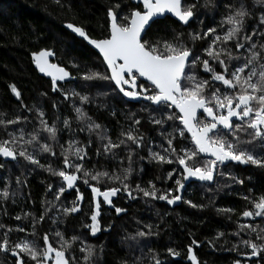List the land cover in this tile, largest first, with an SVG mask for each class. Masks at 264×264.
<instances>
[{"label": "snow or ice", "instance_id": "snow-or-ice-1", "mask_svg": "<svg viewBox=\"0 0 264 264\" xmlns=\"http://www.w3.org/2000/svg\"><path fill=\"white\" fill-rule=\"evenodd\" d=\"M54 3L63 6L61 0H54ZM131 4L133 6L123 16L118 11L122 7L119 3L107 9L108 35L103 39L90 38L84 28L73 23L65 26L98 50L102 57L103 71L89 69L80 73L79 78L107 82L106 86L125 104L129 101L139 103V112L146 113L147 122L154 126L147 135L141 131L142 118L131 113L127 130L122 129L113 141L105 125L97 123L81 107L74 106L75 120L80 126L73 129L70 119L65 117L63 129L70 133L77 130L87 132L89 139L84 143L70 138L67 147L59 145L60 153L57 156L58 133L63 130L58 127L59 118L49 123L42 108L35 105L28 107L21 101L17 87L9 86L17 101H21L20 108L35 113L32 118L35 123L31 131H25L23 127L8 131L10 125L26 126L32 120L23 113L8 118L0 111V128L5 130L7 136L0 139V158H3L0 159V169L10 162L22 166L20 161L23 160L59 178L56 183L47 184L45 192L54 193V199L41 198L43 210L38 217L29 212L14 217L17 221L31 217L30 233L18 240H11L14 231L25 233V228L17 226L12 229L0 224V230H4L0 238V253H4L5 257L10 254L13 264H94V245L85 243L81 236H67V229L59 230V224L64 223L59 217L67 218L84 211L82 202L88 198V193L81 190V184L90 190V206L85 213V220L90 222L83 223L82 227L95 236L102 230L99 219L102 205L114 208L117 216L125 212L113 200L121 193L131 200H135L137 194H142L145 198L172 205L182 199L180 193L185 188V181L211 182L217 175H228L233 183L243 184L242 178L222 171L229 162L264 169V152H256L257 148L264 149V0H251V4L249 0H224L225 11L221 14V20L215 26L206 28H203L204 21H200L201 29L188 31L187 40L183 32L175 29L171 38L166 34L145 39V34L153 23L168 14L180 26L187 28L197 18L200 5L185 3V0H131ZM255 5L261 6L258 25L255 21L249 24ZM210 6L218 8L219 0H204L202 7ZM247 27H251V32L247 31ZM197 42H200L199 46ZM53 55V50L42 49L32 54V60L41 73L51 77L54 92H60L65 100L78 97L81 104L87 103V95L58 87V81L75 77L63 67L50 63L48 58ZM73 67L78 65L73 64ZM141 79L146 83H141ZM100 87L105 85L101 84ZM98 94L107 96L110 93ZM52 107L57 108V104L53 102ZM111 114L115 115V111ZM169 122L171 130L166 131ZM151 132L157 133L161 140L159 145L149 139ZM93 134L96 137L97 156L115 160L123 149L128 166L114 167L111 171L103 167L97 169L95 165L87 167L86 149L93 143ZM154 147L159 150L154 151ZM145 149L147 157L140 155ZM42 154L57 158L62 166L41 164L38 156ZM135 156L158 165H176L170 170H162V174L157 176L164 183L173 182L175 187L161 191L153 181H149L146 188L140 184L133 188L129 178L134 171L132 164ZM124 158L120 157L121 163ZM22 183L18 176L17 184ZM68 190L75 191L70 206L57 203L64 199ZM9 196L8 185L5 184L3 191H0V201ZM243 199L250 207L240 214L242 217L264 219V194L255 199L250 196ZM184 203L193 208L203 207L191 201ZM50 208L55 210V216L49 212ZM218 211L233 213L234 209ZM49 219L52 221L49 228L55 226L51 233L42 227ZM41 230L44 231L42 237ZM103 230L107 231V228ZM241 233L249 238L240 239L239 247L233 244L230 251L249 258L258 257L255 264H264V227L238 223L231 235L240 237ZM149 235L154 233L137 231L135 236L129 238ZM29 236L32 238L29 239ZM223 236L222 232L216 234V238ZM77 242L81 245L79 260L73 253ZM197 243L196 240L192 241L193 245ZM213 243L214 240L210 241V246ZM167 252L173 258L180 255L172 248H168ZM186 259L191 264H198L192 246L187 247ZM152 260L154 264H162L155 253ZM0 264H8L7 259L0 261ZM233 264H249V261L236 259Z\"/></svg>", "mask_w": 264, "mask_h": 264}, {"label": "trees", "instance_id": "trees-1", "mask_svg": "<svg viewBox=\"0 0 264 264\" xmlns=\"http://www.w3.org/2000/svg\"><path fill=\"white\" fill-rule=\"evenodd\" d=\"M117 3L122 5L118 10L121 16L133 6L130 0H61L62 7L54 3V0H0V111L4 112L8 118H14L23 113L32 120L26 126L24 124L10 125L8 131H14L16 127H23L25 131H31L33 128L35 121L32 118L35 113H29L26 109L20 108L21 101L28 107L35 105L42 108L49 123L58 117L60 129H63L65 117L70 119L73 129H78L80 125L75 120L76 114L73 107H81L88 116L108 128L113 141L117 139L122 129L127 130L130 124L128 117L131 113H136L142 118L141 131L146 135L154 127L147 122V114L139 112V103L133 101L125 104L106 86L107 82L85 81L79 78L80 73L87 72L89 69L98 68L103 71L102 60L65 25L73 23L84 28L90 38L103 39L108 35L107 9ZM185 3H195L201 6L197 8V18L193 19L187 28L166 17L148 28L145 39L166 34L168 38H171L173 29H175L183 32L187 40L188 31L201 29L200 21H204L203 28L215 26L225 11L224 0H219L218 8L202 7L204 0H185ZM249 3L251 4V0ZM260 7V5H255L253 8L254 15L249 18V24L255 21L258 25L262 14ZM247 31L251 32V27H247ZM199 43L197 42V46ZM42 49L53 50L52 61L75 77L71 82L58 84V87H62L64 91L74 90L81 95H87L89 97L87 103L81 104L78 97H69L65 100L60 92L52 90L50 80L37 74L30 56ZM73 64L78 67H73ZM141 83L144 82L141 81ZM101 84L105 87H100ZM10 85H15L20 91L21 101H17L11 93ZM103 92L110 94L107 96L98 94ZM53 102L57 104L55 109L52 107ZM102 105L104 107H101ZM113 111L115 115L111 114ZM165 130H171V122ZM6 138L5 130L0 128V139ZM70 138L86 143L89 136L87 132L77 130L75 133H70L67 129H63L58 133L59 143L55 149L57 156L60 153L59 145L67 147ZM91 139L93 143L86 149L88 151L87 167L92 168L95 165L97 169L103 167L104 170L111 171L114 167L128 166L129 161L123 149L119 151L115 160L111 157L97 156L94 134ZM149 139H153L156 145L161 143L156 132H151ZM177 140L179 141V137ZM153 150L159 149L154 147ZM256 152L260 154L264 152V149L257 148ZM147 154V149L140 153L144 157H147ZM120 157H125L122 163ZM38 158L41 164L52 163L53 167L62 166L57 158L49 157L47 154H42ZM20 164L22 166L10 162L5 168L0 169V191H3L4 185L7 184L10 192L7 199L0 201V224L12 229L17 226L25 228V233L14 231L11 234V240H18L32 231L31 217L20 221L15 220L14 217L24 212L38 217L43 210L41 198L49 201L54 199V193L45 192L47 184L56 183L59 179L26 161L21 160ZM132 167L134 171L129 180L133 188L136 184L146 188L149 181H153L156 188L161 191L175 187L173 182L164 183L157 179V176L162 174V170H170L176 165H158L155 162H149L148 159L140 160L139 156H135ZM222 171L231 172L242 178L244 183H233L228 175H217L211 182H200L193 179L190 180L182 199L172 205L167 204L166 201L145 198L142 194H137V198L131 200L126 194L121 193L113 200L115 205L124 208L125 212L117 216L114 208L102 205L99 217L102 230L95 236L82 227L83 223L90 222L85 220V213L90 206V190L81 184V190L88 193V198L83 201L84 211L67 218L59 217L64 221L59 224V230L67 229V236L78 235L85 240V243L94 245L96 252L93 257L94 264H122L124 261L127 264H154L152 260L154 253L162 264H191L186 259L188 246L193 247L198 264H233L236 259L242 262L248 260L249 264H255L258 257L252 259L230 251L233 244L239 247L240 239L249 238L243 233L240 237L232 236L231 233L236 230L238 223L264 227V219L244 218L240 215L250 207L243 199L244 196L255 199L260 194H264V169L229 162L227 167L222 168ZM18 176L23 182L20 185L17 184ZM74 198L75 192L72 191L64 194V199L57 203L70 206ZM184 201H191L203 207L193 208ZM225 208L234 209V212L218 211V209ZM49 212L53 216L56 215L52 208ZM51 224V219L43 223V230H48L49 233L54 231L55 226L52 229L49 228ZM148 225L151 227H147ZM37 227L40 228V225ZM105 228L107 231L103 230ZM43 230L40 231L41 237L44 234ZM137 231L146 233L151 231L154 235L130 239L129 237L135 236ZM218 232L224 233V236L216 238ZM3 234L4 230H0V238ZM193 240L198 243L193 245ZM213 240L214 243L210 246L209 242ZM52 242L55 245V240ZM80 247L81 245L77 242L73 249L77 260L82 255L79 252ZM168 248L176 250L180 255L173 258L168 254ZM5 259L8 264H13L10 254L5 257L4 253H0V261Z\"/></svg>", "mask_w": 264, "mask_h": 264}, {"label": "water", "instance_id": "water-1", "mask_svg": "<svg viewBox=\"0 0 264 264\" xmlns=\"http://www.w3.org/2000/svg\"><path fill=\"white\" fill-rule=\"evenodd\" d=\"M130 2H131V0H130ZM166 17H169V18H171L172 20H174L175 21V18L174 17H172L170 14H168V15H166L165 17H163V18H160V19H158V20H162V19H164V18H166ZM157 20V21H158ZM78 38H80L92 51H94L98 56H99V52H98V50H96L92 45H90V44H88V42L87 41H85L83 38H81V37H79L78 35H76ZM39 52V51H38ZM38 52H36V53H38ZM31 60H32V54H31ZM100 57V56H99ZM49 62L50 63H54L52 60H53V56H50L49 58ZM100 59L102 60V57H100ZM32 62H33V60H32ZM56 64V63H55ZM58 65V64H57ZM59 66V65H58ZM61 67V66H60ZM33 68H34V70L37 72V74L40 76V77H42V78H44V79H47V80H50L51 81V77H49V76H47V75H45L44 73H41L40 71H39V69L36 67V65L33 63ZM65 69V68H64ZM66 70V69H65ZM67 71V70H66ZM74 79H68V78H66V80L65 81H58L57 82V84H64V83H68V82H71V81H73ZM141 81L142 82H144L142 79H141ZM144 83H146V82H144ZM129 102H133V101H129ZM0 159H3V158H0ZM72 191H74V190H68L67 191V193L66 194H69V193H71ZM75 192V191H74ZM83 203V202H82ZM252 259H254L255 257H251Z\"/></svg>", "mask_w": 264, "mask_h": 264}, {"label": "flooded vegetation", "instance_id": "flooded-vegetation-1", "mask_svg": "<svg viewBox=\"0 0 264 264\" xmlns=\"http://www.w3.org/2000/svg\"><path fill=\"white\" fill-rule=\"evenodd\" d=\"M189 182H190V180H189V181H185V188H184V189L182 190V192L180 193V195H181L182 197L185 195V192H186V190H187V188H188Z\"/></svg>", "mask_w": 264, "mask_h": 264}, {"label": "rangeland", "instance_id": "rangeland-1", "mask_svg": "<svg viewBox=\"0 0 264 264\" xmlns=\"http://www.w3.org/2000/svg\"><path fill=\"white\" fill-rule=\"evenodd\" d=\"M102 199V198H101Z\"/></svg>", "mask_w": 264, "mask_h": 264}]
</instances>
